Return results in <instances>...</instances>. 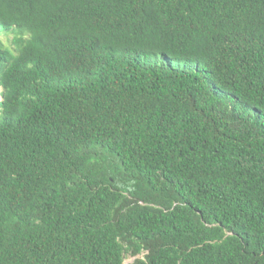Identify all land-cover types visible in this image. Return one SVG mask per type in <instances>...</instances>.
<instances>
[{
    "label": "trees",
    "instance_id": "trees-1",
    "mask_svg": "<svg viewBox=\"0 0 264 264\" xmlns=\"http://www.w3.org/2000/svg\"><path fill=\"white\" fill-rule=\"evenodd\" d=\"M127 254L264 264V0H0V264Z\"/></svg>",
    "mask_w": 264,
    "mask_h": 264
},
{
    "label": "rangeland",
    "instance_id": "rangeland-1",
    "mask_svg": "<svg viewBox=\"0 0 264 264\" xmlns=\"http://www.w3.org/2000/svg\"><path fill=\"white\" fill-rule=\"evenodd\" d=\"M140 256L142 257L143 254H141ZM134 260H135V256L127 254L125 261H124V264H132L134 262Z\"/></svg>",
    "mask_w": 264,
    "mask_h": 264
}]
</instances>
